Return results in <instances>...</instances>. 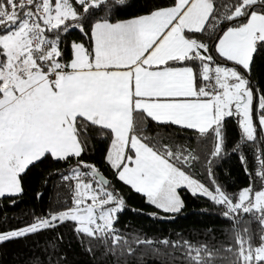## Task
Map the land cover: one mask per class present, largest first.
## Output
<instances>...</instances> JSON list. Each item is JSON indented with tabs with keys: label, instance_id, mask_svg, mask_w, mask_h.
Listing matches in <instances>:
<instances>
[{
	"label": "trees",
	"instance_id": "trees-1",
	"mask_svg": "<svg viewBox=\"0 0 264 264\" xmlns=\"http://www.w3.org/2000/svg\"><path fill=\"white\" fill-rule=\"evenodd\" d=\"M55 4L57 0H52ZM212 0L213 10L202 31H187L188 38L207 47L211 60L189 59L167 67L191 66L197 84L209 63L243 68L219 57L216 48L230 29L246 24L253 13L264 14V0ZM75 17L58 27L47 26L40 9L43 0H0V99L1 69L7 55L1 38L25 19L29 26L43 27L48 55L32 54L45 73L68 71L74 59V45L80 44L92 58L93 29L98 23L116 24L171 8L177 0H66ZM7 12L8 16L3 15ZM241 11V15L237 12ZM9 16L12 18L9 19ZM13 18L17 20L13 21ZM45 27V28H44ZM27 48L29 49V38ZM53 72L50 73V75ZM255 94V119L264 115V41L257 42L250 70L245 72ZM259 104L262 106L258 108ZM255 141H245L237 116L226 118L208 132L173 124H161L144 112L133 115V136L154 153L211 189L217 187L226 199L237 204L248 189H264V138L258 126ZM75 132L82 152L55 159L46 154L20 175L21 193L0 198V235L20 231L51 220L76 208L81 179L75 173L93 177L94 185L109 189L124 202L110 231L82 232L67 220L44 229L0 242V264H264L257 258L264 251V208L258 212H234L215 200L181 191L183 208L166 213L147 202L146 197L119 177L108 160L115 142L113 132L78 117ZM128 152L135 156L131 148Z\"/></svg>",
	"mask_w": 264,
	"mask_h": 264
},
{
	"label": "crops",
	"instance_id": "crops-1",
	"mask_svg": "<svg viewBox=\"0 0 264 264\" xmlns=\"http://www.w3.org/2000/svg\"><path fill=\"white\" fill-rule=\"evenodd\" d=\"M212 10V0H177L171 8L131 21L98 23L93 29V57L85 52L83 63L77 64L74 51L69 70H59L55 81L49 76L58 69L45 73L34 62L33 71L30 64H25L28 71L22 75L14 70L8 85L3 81L0 144L14 141L20 151L37 148L39 154L50 155L57 143L60 150L80 147L75 121L82 117L110 129L113 144L124 147L127 143L121 149L128 152L135 139V112H144L157 123L198 132L218 128L226 118L236 116L235 107L226 100L230 88L222 83V73L220 91L212 93L205 83L197 84L193 67H167L175 61L211 60L207 47L188 38L186 32L202 31ZM225 35L217 54L242 67L243 56L252 51L251 37L240 28ZM260 41H264L263 33L255 43ZM223 67L225 74H232V67ZM4 183L12 185L0 181Z\"/></svg>",
	"mask_w": 264,
	"mask_h": 264
},
{
	"label": "rangeland",
	"instance_id": "rangeland-1",
	"mask_svg": "<svg viewBox=\"0 0 264 264\" xmlns=\"http://www.w3.org/2000/svg\"><path fill=\"white\" fill-rule=\"evenodd\" d=\"M258 1L259 0H248L247 4L257 3ZM39 12H41L45 24L50 27H58L67 19L75 17L72 8L67 4L66 0H57L55 4L52 0H43ZM254 14L251 15L246 25L244 24L239 27L241 32L251 37L253 43V47L251 48L252 51L248 53L246 57L243 56L242 67H244V71L232 67V69H229L232 74L229 75L224 73L223 69L225 67L217 64L214 65V70L219 74V77L222 73V83L230 88L228 91L230 94L226 96V100H229L228 103L232 104L236 109L235 113L240 119L245 141L257 140L258 126L261 128L264 138V115L259 114L257 125L254 113L255 94L253 89L249 86L248 78L245 73L250 70L256 47L255 40L259 33L264 34V14ZM3 15L8 16L6 11L3 12ZM237 15H241V11H238ZM12 20L15 21L17 18H13ZM37 25L40 32L45 35L41 24L38 23ZM30 31L29 22L24 19L19 27L13 29L10 34L1 38V45L5 49L7 55V64L5 68L1 69V79L5 81V85H8L9 74H13L14 70L22 75V72L26 73V71H28L26 68L24 69L25 64H30L32 66L31 71H33V62L34 64L37 63V59L33 57L26 45ZM226 36L227 35L224 34L219 41L220 46L224 44ZM45 38L47 39L46 36ZM74 51L77 64L83 63L82 56H85L86 52L83 46L80 44L74 45ZM20 65H22L23 68H21ZM207 69L208 68L205 70L207 71ZM49 80L51 79L49 78ZM3 89L4 84L1 87L2 91ZM245 98L247 102L241 104L242 100ZM258 108L261 109L262 106L259 104ZM67 134L68 133H65V135ZM72 145H74V143H72ZM118 145L117 142L113 144L109 150L108 160L113 168L118 171L119 177L130 184L136 191L142 193L146 197L148 203L166 213L174 214L182 210L183 201L180 193L183 190L194 195L215 200L224 204L228 209L234 212L242 211L244 213H252L261 211L264 208V189L245 190L240 201L237 204H232L217 187L211 189L188 173L172 167L164 158L154 153L138 139L135 138L129 143L130 148L136 152V157L132 156L127 150H122L127 148V143L126 145L124 144V147L121 145L119 147ZM14 146H16L14 141L0 144V181L10 182V184H12L10 187L7 186L6 183L0 185V198L19 195L22 191L19 175L30 165L42 159L46 154H39V149L37 148L20 151L21 148L17 149ZM58 146L57 143L56 148L51 150V155L55 159H63L71 155L77 156L82 152L81 147L78 146L64 147L61 150ZM75 175L81 179V191L77 198L76 208L63 211L54 216L51 220L41 222L37 225L20 231L0 235V242L24 236L44 229L54 223L67 220L76 222L78 228L87 234L94 235L110 231L116 220L117 214L124 210L125 206L123 200L113 194V191L109 188L101 185L95 187L93 177L86 181L83 178L85 174H80L77 171ZM15 180L16 185H13ZM257 258L264 260V251L258 252Z\"/></svg>",
	"mask_w": 264,
	"mask_h": 264
},
{
	"label": "built area",
	"instance_id": "built-area-1",
	"mask_svg": "<svg viewBox=\"0 0 264 264\" xmlns=\"http://www.w3.org/2000/svg\"><path fill=\"white\" fill-rule=\"evenodd\" d=\"M1 20V19H0ZM32 33L29 38V50L32 54L42 53L45 56L48 55L49 47L45 35H43L37 27L31 29ZM207 71L205 72V88L212 93H218L220 91L219 74L214 70V64L209 63L207 65ZM57 72L54 71L49 78L51 80L56 79Z\"/></svg>",
	"mask_w": 264,
	"mask_h": 264
},
{
	"label": "water",
	"instance_id": "water-1",
	"mask_svg": "<svg viewBox=\"0 0 264 264\" xmlns=\"http://www.w3.org/2000/svg\"><path fill=\"white\" fill-rule=\"evenodd\" d=\"M95 177L103 184L104 187H109V182L99 173H94Z\"/></svg>",
	"mask_w": 264,
	"mask_h": 264
}]
</instances>
